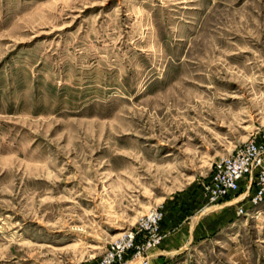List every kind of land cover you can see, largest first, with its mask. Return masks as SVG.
<instances>
[{
	"label": "rangeland",
	"instance_id": "1",
	"mask_svg": "<svg viewBox=\"0 0 264 264\" xmlns=\"http://www.w3.org/2000/svg\"><path fill=\"white\" fill-rule=\"evenodd\" d=\"M263 129L264 0H0V264H98L151 210L161 252ZM203 226L146 263L264 264V203Z\"/></svg>",
	"mask_w": 264,
	"mask_h": 264
},
{
	"label": "built area",
	"instance_id": "2",
	"mask_svg": "<svg viewBox=\"0 0 264 264\" xmlns=\"http://www.w3.org/2000/svg\"><path fill=\"white\" fill-rule=\"evenodd\" d=\"M209 190L212 195L209 204L243 193H247L243 198L250 205L264 203V129L256 143H250L234 155L214 163ZM157 221V212H148L134 231L124 234L108 248L98 264H123V253L130 248L131 260L138 261L136 264H147L150 257L145 252L158 246L160 241ZM139 236L142 243L137 244L135 239Z\"/></svg>",
	"mask_w": 264,
	"mask_h": 264
},
{
	"label": "crops",
	"instance_id": "3",
	"mask_svg": "<svg viewBox=\"0 0 264 264\" xmlns=\"http://www.w3.org/2000/svg\"><path fill=\"white\" fill-rule=\"evenodd\" d=\"M247 193H243L237 197H229V199L225 202L215 204L212 206H206L204 207L197 215H194L189 223H185L184 225L179 226L178 228H175L173 232L170 234V238L168 240V236H166L163 240L167 243H165L168 247L163 248L161 252L154 253L150 256V260L152 263H154V260L156 258V255L158 256H168L173 255L178 251L180 248V243H182V239L184 238L185 234L188 239H193V237H196V234L202 233V230L204 228L203 226V218L212 216L215 213L223 212L232 206H235V208L238 207V205H242L245 202H248L245 197ZM227 199V198H226ZM244 201V202H243ZM175 222H164V225H161V231L168 232L169 229L173 230L175 226ZM187 225V226H186ZM209 229V227H208ZM187 239V240H188ZM161 249V246L159 247ZM177 249V250H176ZM157 259V258H156ZM135 264V263H132Z\"/></svg>",
	"mask_w": 264,
	"mask_h": 264
},
{
	"label": "bare ground",
	"instance_id": "4",
	"mask_svg": "<svg viewBox=\"0 0 264 264\" xmlns=\"http://www.w3.org/2000/svg\"><path fill=\"white\" fill-rule=\"evenodd\" d=\"M237 196H239V195H237ZM237 196H234V197H237ZM231 198V197H230ZM229 199V198H228Z\"/></svg>",
	"mask_w": 264,
	"mask_h": 264
}]
</instances>
